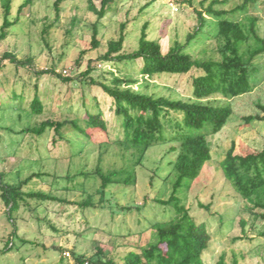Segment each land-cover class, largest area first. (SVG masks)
<instances>
[{"label": "rangeland", "instance_id": "1", "mask_svg": "<svg viewBox=\"0 0 264 264\" xmlns=\"http://www.w3.org/2000/svg\"><path fill=\"white\" fill-rule=\"evenodd\" d=\"M23 1H13L10 21L14 24L0 41V55L8 52L20 61L31 58V66H19L18 74L9 61L3 63L0 71V85L4 87L3 90L0 86L2 180L16 184L28 178L24 192L49 193L73 203L91 198L95 206L27 200V204L20 203L18 210L8 213L0 198V264H76L74 255L92 259L98 249L104 255L121 257L132 249L138 240V232L147 228L149 222L166 220L172 215L151 203L149 196L162 200L170 196L176 178L171 166L176 152L171 148L177 147L182 134L178 126L181 115L171 113L161 117L163 142L150 147L140 164L135 165L132 151L125 152L116 144L123 139V131L120 119L113 113L111 99L97 87L81 80V74L88 61H92L93 79L103 77L107 80V72L120 75L129 70L141 83V75L137 74L140 60L134 63L133 70L97 60L106 51L107 42L118 38L120 25L124 24L123 50L126 52L137 49L144 27L147 39L158 43L163 52L175 43L183 45L187 34L197 25L194 11L202 9V0H108L106 13L100 20L88 10L87 0H69L61 5L57 21L52 6L54 0H33L18 12ZM242 2L230 0L217 8L230 11ZM94 5L99 8L98 2ZM246 13L236 14L235 19L255 17L258 33L264 37V0H255ZM206 19L213 22L211 18ZM94 24L97 25L99 46L89 50ZM45 27L47 33H42ZM202 39L204 37L199 36L192 41L186 52L198 54L206 43L211 42ZM83 50L86 52L78 60ZM257 63L264 67V55ZM51 68L71 81L63 82L51 74L33 75L34 71ZM29 69L34 71L29 73ZM192 74L195 73L161 75L149 80L147 88L143 84L133 88L189 100ZM5 81L8 82L6 86ZM13 83L18 86L26 83L28 87L25 92L27 102L22 109L7 96ZM35 84L45 109L41 116L33 117L27 112V103L31 101ZM213 99L220 104H229L232 115L220 132L207 137L211 160L203 166L196 180L179 187L177 195L189 208L198 231L204 236L206 249L201 254L202 264H264V238L259 236L264 230V221L255 220L245 210L219 166L231 144L241 155L264 148V121L248 123L245 120L256 112L257 102L264 104V77L250 93L230 100ZM47 119L67 123L60 131V138L52 130L34 137L21 133L33 122ZM69 121L76 123L88 137L77 132ZM4 127L8 130L1 129ZM98 166L103 172L131 167L136 174V183L107 186L104 192L110 202L100 204V179L95 173ZM37 173L40 176H36ZM111 203L117 207H144L140 212L113 214ZM241 220L245 222L243 227ZM14 229L16 235H12ZM148 233V241L154 242L153 235ZM237 237L242 239L235 240ZM9 244L11 247L8 248Z\"/></svg>", "mask_w": 264, "mask_h": 264}, {"label": "trees", "instance_id": "2", "mask_svg": "<svg viewBox=\"0 0 264 264\" xmlns=\"http://www.w3.org/2000/svg\"><path fill=\"white\" fill-rule=\"evenodd\" d=\"M13 1L1 0L0 41L7 36V30L14 24L10 21ZM67 1L69 0L53 1L55 21L58 20L61 5ZM229 1L210 0L205 6L208 0H202L200 2L202 9L194 11L197 25L191 33L187 34L185 43L183 45L175 43L167 52H163L158 43L147 39L145 27L142 29L137 49L130 52L124 51L123 30L125 25L121 24L118 38L107 42L106 51L97 60L121 64L127 70L128 68L133 70L134 63L140 60L141 66L137 74L141 75V83L129 70L125 73L119 71L120 75L107 72L109 75L107 80L103 77L93 79L91 73L94 67L92 61H88L80 79L90 86L97 87L111 99L113 113L120 119L123 131V139L116 141V144L125 152L132 151L135 165L140 164L150 147L163 142L161 117L171 113L180 114L181 124L178 126L182 134L177 147L171 148L176 152L175 159L171 163L176 178L169 198L162 200L149 196L151 203L163 207V211L172 214L171 217L166 220L149 222L147 228L138 232V240L132 249L121 257L114 254L104 255L98 249L95 258L92 259L74 255L76 264H202L201 254L206 249V244L203 242L204 236H201L198 225L190 215L189 208L181 203L177 193L179 187L189 185L196 180L203 166L211 160L207 137L220 132L232 115L229 104H220L213 98L230 100L250 93L264 77V67L257 63V60L264 55V37L258 33L256 18L245 16L242 20L235 19L236 14L247 15L248 6L255 0H243L240 5L230 11L217 8L226 5ZM32 2L33 0H24L18 6V12ZM94 2L99 3V8L94 5ZM107 5L108 0H87V8L97 16V20L104 17ZM206 17L211 18L213 22L207 21ZM207 28L209 29L206 30ZM47 30L45 27L42 33H47ZM199 36L204 37L203 41L208 39L212 43L210 41L209 44L206 43L198 54L186 52L192 41ZM98 46L97 25L94 24L89 50H94ZM85 52L86 50H83L79 53L78 60ZM0 59V71L5 61L13 64L15 74H18L19 66H31V58L20 61L8 52L0 55ZM31 71L34 70L29 69V73ZM192 71L195 74L191 76V98L189 100L172 99L133 88L137 84H143L142 86L147 88L149 80L161 75H185ZM46 74H51L63 82L71 81L55 73L54 68L33 72L35 76ZM6 83L8 82H4L5 86ZM13 84L7 96L18 109H22L27 102L25 92L28 87L26 83L21 86ZM0 86L4 90V87ZM37 89L35 84L31 101L27 103V112L33 117L41 116L45 109ZM255 108L256 112L253 115L245 117L246 122L264 121V104L257 102ZM87 118L90 119L89 116ZM66 124L47 119L33 122L21 133L34 137L41 136L46 130H52L55 136L60 138V131ZM69 124L77 132L88 137L76 123L69 121ZM1 129L8 130L5 127ZM219 166L225 181L240 198L245 210L255 220L264 221V148L241 155L235 152V146L231 144L224 153ZM95 173L100 179V204L103 201L110 202L104 192L107 186H129L136 183V174L131 167L103 172L98 166ZM35 175L40 176L38 173ZM28 180L27 178L16 184H8L2 180L0 174V198L8 213L13 209L18 210L20 203L27 204V200H37L39 203L56 201L88 208L95 206L91 198L89 201L73 203L49 193L24 192L23 187ZM146 202L145 199L143 203ZM146 205L147 203L145 207ZM110 207L114 214L128 213L133 210L140 212L144 205L142 208L136 205L117 207L116 204L111 203ZM244 224L245 222L241 220V227ZM149 231L153 235L154 242L152 243L148 241ZM13 234L16 235L15 229ZM259 236L264 238V230L259 233ZM240 239L242 237H237L235 240ZM7 247H11V244Z\"/></svg>", "mask_w": 264, "mask_h": 264}, {"label": "built area", "instance_id": "3", "mask_svg": "<svg viewBox=\"0 0 264 264\" xmlns=\"http://www.w3.org/2000/svg\"><path fill=\"white\" fill-rule=\"evenodd\" d=\"M0 63H1V59H0ZM64 74L66 73V71L63 72Z\"/></svg>", "mask_w": 264, "mask_h": 264}]
</instances>
